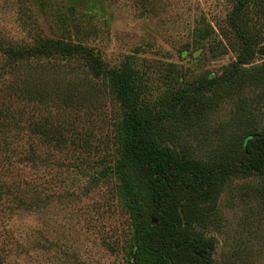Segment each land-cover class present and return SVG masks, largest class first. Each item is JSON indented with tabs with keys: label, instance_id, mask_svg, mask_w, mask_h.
<instances>
[{
	"label": "rangeland",
	"instance_id": "rangeland-1",
	"mask_svg": "<svg viewBox=\"0 0 264 264\" xmlns=\"http://www.w3.org/2000/svg\"><path fill=\"white\" fill-rule=\"evenodd\" d=\"M236 3L0 0V109L22 113L20 131L9 134L11 164L0 158V264H134L136 249L113 172L122 113L108 83L94 79L81 61L42 57L14 64L2 54L5 47L52 40L92 49L107 68L132 64L143 97L157 108L176 90L210 81L202 93L213 105L197 124L184 126L171 115L159 138L182 159L209 168L233 160L250 132L264 130L263 89L237 92L222 83L243 51L231 20ZM235 22L253 48L242 68L264 71V0H249ZM20 82L41 86L48 99H30ZM33 120L58 130L65 146L31 134L26 123ZM263 186L261 178L230 177L214 218L191 228L211 243L212 264H264V197L252 193Z\"/></svg>",
	"mask_w": 264,
	"mask_h": 264
},
{
	"label": "trees",
	"instance_id": "trees-1",
	"mask_svg": "<svg viewBox=\"0 0 264 264\" xmlns=\"http://www.w3.org/2000/svg\"><path fill=\"white\" fill-rule=\"evenodd\" d=\"M248 2L237 0L231 13L232 24L243 42V51L229 75L222 80L237 92L246 87L264 91V71L242 68L253 58V48L235 20ZM2 54L14 64L42 57L81 61L80 65L94 79L108 83L109 93L122 113L113 172L124 192L125 205L135 229L134 264H212L211 243L193 234L191 228L194 224L206 226L210 217L214 218L217 201L230 177L264 179V130L257 135L250 132L242 147L235 151L233 160L201 167L195 160L182 159L177 151L162 146L160 128L171 115L184 126L197 124L213 105L202 93L212 86L208 84L210 81H202L194 90H176L170 101L157 108L143 97L142 76L132 64L107 68L92 49L82 45L44 40L33 47H5ZM20 83V88L28 90L25 94H29L30 99L36 102L48 99L41 86L33 85L34 88L29 89ZM21 115L8 108L0 109L1 165L11 164L9 155L13 142L9 134L10 130L20 131ZM26 124L29 132L38 135L42 142L54 143L59 148L65 146L66 139L58 130L35 120ZM33 151L29 148L30 159ZM252 193L263 198L264 186L255 187Z\"/></svg>",
	"mask_w": 264,
	"mask_h": 264
},
{
	"label": "water",
	"instance_id": "water-1",
	"mask_svg": "<svg viewBox=\"0 0 264 264\" xmlns=\"http://www.w3.org/2000/svg\"><path fill=\"white\" fill-rule=\"evenodd\" d=\"M200 52H201V49H198L197 51L193 52L192 56L193 57H197ZM178 210H179V213H180L181 217L183 218V213H182L181 206H179Z\"/></svg>",
	"mask_w": 264,
	"mask_h": 264
}]
</instances>
